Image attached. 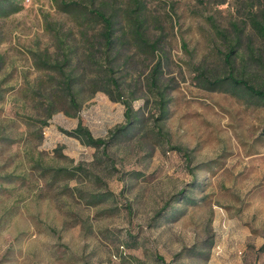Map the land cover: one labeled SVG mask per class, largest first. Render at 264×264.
<instances>
[{
	"label": "rangeland",
	"instance_id": "rangeland-1",
	"mask_svg": "<svg viewBox=\"0 0 264 264\" xmlns=\"http://www.w3.org/2000/svg\"><path fill=\"white\" fill-rule=\"evenodd\" d=\"M21 3L0 18V264H264V104L204 89L196 78L226 74L224 37L211 24L230 38L242 1L146 0L149 36L164 34L168 115L154 120L146 88L155 57L125 48L130 56L113 74L141 130L104 150L62 129L80 119L106 138L125 122L123 104L84 84L75 111L62 101L70 113L46 116V72L31 51L62 55L74 41L72 21L50 0ZM45 21L66 34L62 47ZM245 41L261 39L252 32ZM261 61L233 57L235 71L264 88ZM93 74L87 68L83 77ZM75 164L82 170L72 178L51 181L41 170ZM105 190L111 196L95 205L82 198Z\"/></svg>",
	"mask_w": 264,
	"mask_h": 264
},
{
	"label": "trees",
	"instance_id": "trees-1",
	"mask_svg": "<svg viewBox=\"0 0 264 264\" xmlns=\"http://www.w3.org/2000/svg\"><path fill=\"white\" fill-rule=\"evenodd\" d=\"M53 7L66 15L72 25L67 32L74 36L72 43H66L62 55H53L45 51L37 53L31 51L32 64L46 73L44 97L46 99L45 115L56 109H63L70 113L65 106L75 111L79 106L76 98L78 89L84 84L90 85V93L102 90L111 100H119L123 104L125 122L115 126L106 138L94 136L89 129L78 119L70 129H62L67 135L73 136L84 145L104 150L110 142H118L134 136L141 130L142 117L137 110H133L129 97L123 96V89L113 74L115 68L122 66L130 53L125 48L133 47L155 57L153 63L145 74V83L148 93L158 109L154 120H163L168 115L170 97L168 88L173 86L163 78L165 53V40L162 32L149 36L150 14L146 0H50ZM224 0H217L223 2ZM239 6L245 9L243 17L238 21H230L232 32L230 38L219 31L216 24L211 26L218 34L223 35V60L227 65L225 75L197 74V84L209 90H219L243 99L248 105L264 104V88L261 83L254 84L247 77L234 69L233 57L239 56L241 60H248L262 64L264 58V0H241ZM22 0H0V18L16 12L22 6ZM256 5L257 9H253ZM240 8V9H242ZM45 29L50 30L58 47L65 44L66 34H58L56 28L49 27L44 22ZM254 32L260 39V44L254 47L249 41L242 42V36H249ZM245 34V35H243ZM226 38V39H225ZM231 55L232 58H231ZM261 61V62H260ZM2 55L0 54V65ZM92 63L94 66L92 67ZM86 65V66H85ZM244 65V64H243ZM94 69V74L88 78L83 77L85 69ZM39 87V82H38ZM47 87V88H46ZM115 91V93H112ZM1 96V94H0ZM59 103L60 106H56ZM41 120V123H45ZM42 172L48 173L50 180L59 178H72L75 170H82L80 164L71 168L65 166L41 167ZM82 195V194H81ZM80 195V196H81ZM111 196L109 190L87 192L82 196L85 203L95 205ZM262 243L259 248H263ZM163 264H167L166 262Z\"/></svg>",
	"mask_w": 264,
	"mask_h": 264
}]
</instances>
